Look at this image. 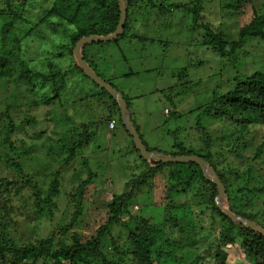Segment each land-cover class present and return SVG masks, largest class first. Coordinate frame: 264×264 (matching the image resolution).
Returning a JSON list of instances; mask_svg holds the SVG:
<instances>
[{"label":"rangeland","instance_id":"rangeland-1","mask_svg":"<svg viewBox=\"0 0 264 264\" xmlns=\"http://www.w3.org/2000/svg\"><path fill=\"white\" fill-rule=\"evenodd\" d=\"M52 1L0 0V34L2 26L12 19L11 25L6 27V44L14 49L15 55L11 59L16 65L12 76L0 77V177L17 174L5 162L7 157H13L25 172L33 176L44 193L49 191L52 173L57 170L60 191L58 195L51 196L55 204L52 215L45 209L43 213L34 215L21 208L23 204L16 199L12 201L7 216L0 211V221L8 223L10 237L18 244L43 238L58 223L66 221L71 211L68 195L79 177L86 175L81 158L86 157L96 173L90 201L85 202L84 215L76 228L84 238L105 222L107 214L103 199L108 200L112 193L121 190L138 162L129 137L117 118L115 129H109L108 121L103 118L105 103L95 97L79 100L82 95L97 89L88 77L76 72L68 75L62 91L66 104L59 108L58 103H44L41 99L49 92L48 85H42L36 77L29 82L19 75L21 67L17 66V61L20 60L42 72L49 70V63L59 70H66L71 64V56L61 48L67 42L61 28L52 32L51 20L39 22L43 8H48ZM192 1L196 0H146L129 17L130 33L144 39L93 43L87 49L92 54L87 58L93 61L97 73L109 80L130 102V116L145 144L165 155L172 152L175 138L194 148L201 147V133L196 128L197 106L208 100L216 84H225L235 67L243 72L264 68V38H250L227 61L203 45L204 30L192 26L191 13L186 9L175 7L166 14H159L158 8L151 6L153 2L187 5ZM200 1V21L212 25L215 30L224 31L228 41L238 40L239 30L250 22L253 11L259 14L264 10V0H245L240 12L234 8L235 0ZM2 50L0 41V53ZM183 67L185 75L178 80L177 74ZM33 101H37V105ZM166 108L167 113L164 111ZM55 110L57 114L53 116ZM64 113L79 126L88 123L95 131L92 141L80 149L79 157L69 162L63 161L67 153L58 151V156H54L46 147L48 137L54 141L61 135L62 129L56 126V121ZM99 118L104 122L98 123ZM200 119L211 134L215 132L212 126L216 127L217 121L214 118L201 116ZM250 133L251 144L245 156H229V163L240 176V185L247 170L252 175L248 188L254 193L243 199V209L264 214V186H261L264 182V153L255 159L248 158L260 143L263 130L250 129ZM5 137L14 148L2 144ZM77 173L79 177H76ZM106 179L112 181V187L105 183ZM165 183L166 178L158 175L151 190L145 187L136 193L129 202L130 212L159 221ZM27 196L25 190L26 204L30 205ZM193 208L199 224L191 237L196 238L197 243H190V238L180 239L179 247L171 251L166 264H187L207 246L217 242L219 222L211 220V214L203 204ZM187 216L194 219L190 214ZM8 217H12L14 223L7 222ZM127 217L125 215L123 219ZM115 235L122 237L123 232L116 231ZM227 247L232 264H251L250 258L245 259L239 253L238 243ZM42 263L40 260L39 264Z\"/></svg>","mask_w":264,"mask_h":264},{"label":"trees","instance_id":"trees-1","mask_svg":"<svg viewBox=\"0 0 264 264\" xmlns=\"http://www.w3.org/2000/svg\"><path fill=\"white\" fill-rule=\"evenodd\" d=\"M124 1L126 17L123 30L116 39L110 41L117 42L125 38L144 39L135 33H130L129 17L131 12L134 9L138 10L137 7L146 0ZM244 2L245 0H235L233 5L237 12H240ZM151 6L157 7L159 14H166L175 7L186 9L188 13H191L192 26H198L204 30L203 45L227 61L250 38H264V10L259 14L253 11L250 22L239 30L238 40L228 41L224 31L215 30L212 25L200 21V18L202 19L200 0L192 1L187 5L153 2ZM43 9L39 22L42 24L51 20L52 32H57L61 28V32L67 39L61 48L71 56V64L66 70H59L49 63V70L42 72L28 66L27 61L20 60L17 61V66L21 67L19 75L28 81L36 77L42 85H48L50 93L43 94L41 99L44 103H58L59 108L66 104L62 91L66 86L68 75L76 72L88 77L97 89L82 95L79 100L95 97L105 103L103 118L108 121L107 125L111 120H114L116 125L115 118H117L118 124L129 137L130 147L136 153L138 162L133 172L123 182L121 190L112 193L110 199H103L107 214L105 222L88 238H84L76 228L84 215L85 202L90 201V192L95 186L96 173L86 157L81 158L86 175L81 178L79 173L76 174L79 179L77 178V184L68 195L71 211L66 221L58 223L43 238L20 244L10 237L8 223L0 221V264H39L40 260L42 264H166V259L171 257V251L179 247L180 239L190 238V243H197V239L191 237L199 224L196 221L198 215L194 213L193 207L200 204H203L210 212L211 220L216 219L219 222L220 229L216 238L217 242L207 246L187 264H232L228 259L227 245L233 246L236 243L239 245V253L243 258H250L251 264H264V236L234 221L218 208L215 204L216 186L205 179L200 167L192 162L169 163L143 159L136 149L133 137L121 121L117 101L79 66L73 52L75 44L86 36L112 34L119 22V0H53L48 8ZM12 22L13 20L10 19L1 28L0 41L3 50L0 53V77H10L16 70L15 62L11 59L15 55L14 49L6 44V27H9ZM93 43L104 42L83 44L81 46L83 59L98 77L115 88L109 80L97 73L93 61L87 58L88 54L92 55L87 52V49ZM184 71L185 67L177 74L178 80L185 75ZM123 98L129 113L130 102L124 95ZM37 103L33 101L34 105ZM197 110L199 113L196 128L201 133L199 136L201 147L194 148L175 138L173 150L169 155H194L205 160L224 186L222 205L230 212L251 220L264 230V214L251 213L242 207L243 199L247 194L254 193L251 188H248V182L252 177L250 171L247 170L245 176H242L245 179L240 185L238 183L240 176L229 163V156L237 158L245 156L252 139L248 137L251 134L250 129H262L263 133L260 143L255 146L248 158L255 159L264 153V68L243 72L239 67H235V71L230 73L225 84H216L211 89L208 100L197 106ZM167 112H169L168 109ZM56 114L55 110L53 116ZM201 116L212 117L217 121L216 127L212 126L215 128L214 133L211 134L208 127L203 125ZM131 121L145 148L158 151L145 144L132 118ZM56 122V126L62 129L61 135L54 141L48 137L49 144L46 147L54 156H58L59 152L67 153L63 161L69 162L68 160L79 157L80 149L92 141L95 131L88 123L79 126L65 113ZM97 122L101 123L104 120L99 118ZM114 127L111 130H114ZM7 139L5 137L2 144H9V147L14 148ZM5 162L9 168L16 170L17 174L12 177L7 175L0 177V211L7 216L10 213L12 201L16 199L23 204L21 208L30 210L34 215L43 213L44 209L47 214L52 215L55 204L51 196L60 193L58 171H53L50 189L44 193L33 176L25 172L15 158L7 157ZM158 175L166 178L161 205L162 218L155 221L152 217L131 213L129 202L132 197L145 187L151 190L152 182ZM105 183L109 187L113 186L110 179H106ZM262 185L264 186V182L261 183ZM25 190L28 193L27 201L30 205L26 204ZM187 214L194 219L191 220L190 216L188 218ZM125 215L128 216L126 220L123 219ZM7 222L14 223V219L8 217ZM116 231H122L123 236L115 235Z\"/></svg>","mask_w":264,"mask_h":264},{"label":"water","instance_id":"water-1","mask_svg":"<svg viewBox=\"0 0 264 264\" xmlns=\"http://www.w3.org/2000/svg\"><path fill=\"white\" fill-rule=\"evenodd\" d=\"M120 3V17L118 25L115 29V31L110 35L105 36H96V35H90L83 37L77 41V43L74 46L73 52L77 59V62L79 66L85 71V73L94 80L98 86L105 89L118 103L119 109H120V115H121V121L124 124L127 131L130 133V135L133 137L136 149L139 151L141 157L145 160H157L161 162H169V163H185V162H192L197 164L205 179L211 181L215 184L217 189V194L215 196V204L218 206V208L225 213L228 217L233 219L234 221L240 222L241 224L245 225L246 227H249L257 232H259L261 235L264 236V230L252 222L251 220L244 219L243 217L234 214L230 212L228 209H226L222 205V200L224 197V186L217 177V175L213 172V170L209 167V165L200 157L194 156V155H178V156H170L162 154L155 150H147L145 146L143 145L142 141L140 140L137 131L135 130V127L131 121V117L128 113V108L126 105V102L123 98V95L118 92L115 88L111 87L109 84H107L104 80H102L100 77H98L92 69L88 66L87 62L83 59V56L81 54V46L88 42H107L113 39H116L120 33L123 30L124 23H125V17H126V6L124 0H119Z\"/></svg>","mask_w":264,"mask_h":264},{"label":"built area","instance_id":"built-area-1","mask_svg":"<svg viewBox=\"0 0 264 264\" xmlns=\"http://www.w3.org/2000/svg\"><path fill=\"white\" fill-rule=\"evenodd\" d=\"M165 112H167V109L164 110ZM115 125V121L114 120H111L109 123H108V127L109 129H112Z\"/></svg>","mask_w":264,"mask_h":264}]
</instances>
